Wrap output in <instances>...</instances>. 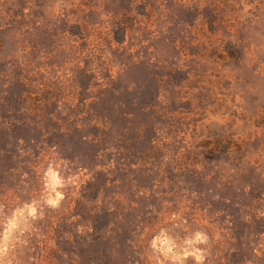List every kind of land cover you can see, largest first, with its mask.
<instances>
[{"label":"rangeland","instance_id":"rangeland-1","mask_svg":"<svg viewBox=\"0 0 264 264\" xmlns=\"http://www.w3.org/2000/svg\"><path fill=\"white\" fill-rule=\"evenodd\" d=\"M0 264H264V0H0Z\"/></svg>","mask_w":264,"mask_h":264}]
</instances>
